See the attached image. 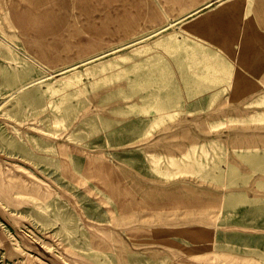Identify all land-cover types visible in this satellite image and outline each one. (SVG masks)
Masks as SVG:
<instances>
[{
  "label": "rangeland",
  "instance_id": "rangeland-1",
  "mask_svg": "<svg viewBox=\"0 0 264 264\" xmlns=\"http://www.w3.org/2000/svg\"><path fill=\"white\" fill-rule=\"evenodd\" d=\"M0 29L17 54L0 49V264H264V0H0ZM72 70L85 95L55 123L47 87Z\"/></svg>",
  "mask_w": 264,
  "mask_h": 264
},
{
  "label": "bare ground",
  "instance_id": "bare-ground-1",
  "mask_svg": "<svg viewBox=\"0 0 264 264\" xmlns=\"http://www.w3.org/2000/svg\"><path fill=\"white\" fill-rule=\"evenodd\" d=\"M240 15L243 16V12L242 10L239 12ZM223 14L220 17V20L223 19ZM5 18L7 21V25L8 27H14L15 25L13 24L11 18H10V14L6 11L5 12ZM194 24V28L196 29V34L199 37H206L207 36V30H208V26H209V22H207L205 20V15L204 14H199L197 16H195L194 18L188 20L187 22H184L181 24V29H186V35H188L189 37H194L193 32H189V27H191L190 25ZM14 29V28H12ZM221 29L223 30H227L229 31L230 35L232 36V40H236L239 36V34L235 31L234 26L232 25H228V24H224L221 26ZM160 33V32H157ZM0 35L6 40V41H11V42H15V39L8 33H6L4 30L0 29ZM195 38V37H194ZM163 36H160V34L155 37L154 39V43H156L155 45H162L163 43ZM217 42H220L219 40H216ZM165 47V46H164ZM172 49L174 51H177L180 49V45H178L176 43V40H174V43L171 45ZM186 50L188 49V46L184 47ZM0 49H2L4 51V53L8 56L13 57L14 59H16V53L13 51V49L11 48V46L9 44H6L5 42L0 40ZM224 48L220 47L219 51L220 52H224ZM252 51H248L244 56H242L243 59H245V63L246 64H251V62L254 61L252 54ZM146 55V60H149V54L147 52H145ZM123 56L121 55H115L113 58L110 59H106V60H99L95 65H94V69L91 71L92 73V77H93V81H97L98 79H106L118 72H120L121 69V65H119L115 60H117L118 58H122ZM229 57V56H228ZM206 58H209L211 61H213L214 58H210L208 55L203 54V59L204 61L206 60ZM125 59V58H122ZM131 58H129L130 60ZM133 60V59H132ZM228 64H225V66L219 67L221 70H232L230 73L231 74H237L240 75L242 72L240 71V68L237 66V64L235 63V61L233 59H230V61H228ZM134 65L136 64V62L133 63ZM210 65H208V69H212V65L213 63H209ZM93 68V67H92ZM92 68H85V70L88 71V69H92ZM166 68V66H164V69ZM217 68V67H216ZM247 71V68H244ZM12 75L10 76V79L8 78L7 80H5L6 82H13L16 83L19 79H20V73L18 72V70L13 67L12 69ZM218 70V68H217ZM236 73H234V72ZM238 71V72H237ZM170 72V71H168ZM172 73V72H171ZM164 74H170L167 72H164ZM209 78H211L209 72H207V74ZM165 76V75H164ZM55 81H60L61 82V87L60 88H54L52 87L51 84L48 85L47 89H49L51 91L52 94H55L58 96V103L56 104V108L59 111L63 112V115L61 117H53L52 121L55 123H58L60 121H63L66 116L67 113L71 107L70 105V101L72 98H79V97H83L85 95V91H86V83L82 80V73L81 71H77V70H72L71 72H65L62 75H60L58 78L55 79ZM169 87V86H168ZM167 87V88H168ZM28 92L27 94L30 95L32 97V102L34 101H38V98H36L33 94L31 89L25 90V91H21V94H24ZM147 97H151L153 100H155L154 102H157V110H163L164 109V105H162V103L164 102L163 98H159L157 93H153V92H149ZM167 98L172 99L171 96L167 95ZM160 108V109H159ZM50 116V114L44 115V117L48 118ZM30 141H32L33 143H37L35 140V138L33 137H29ZM198 166L201 168L200 171L202 173V176H207L209 175V169L206 168L205 166H201L200 163H198ZM232 169H235V166H231ZM213 169L215 171L218 172H224V170L219 167L217 164H213ZM212 178H214V176H212ZM14 187H18L19 189V193L21 194H31L32 197L36 198V199H41V200H45L46 199V193L45 192H38L37 191V186H31V190H27L26 189V185L24 184V182L22 180L18 181L17 184H11ZM38 192V193H37ZM68 219H64L61 225V229L64 232V234L66 235L67 238H69V240L73 241L71 239L72 237V226L69 225L67 223Z\"/></svg>",
  "mask_w": 264,
  "mask_h": 264
}]
</instances>
